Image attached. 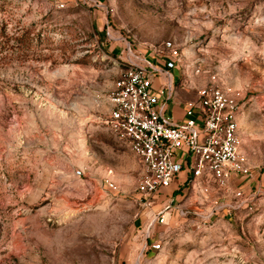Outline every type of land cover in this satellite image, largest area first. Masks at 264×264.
I'll use <instances>...</instances> for the list:
<instances>
[{"label": "rangeland", "instance_id": "obj_1", "mask_svg": "<svg viewBox=\"0 0 264 264\" xmlns=\"http://www.w3.org/2000/svg\"><path fill=\"white\" fill-rule=\"evenodd\" d=\"M0 34V264H264V0H0ZM168 40L180 95L212 75L239 92L253 174L143 209V165L105 118L129 44Z\"/></svg>", "mask_w": 264, "mask_h": 264}, {"label": "built area", "instance_id": "obj_2", "mask_svg": "<svg viewBox=\"0 0 264 264\" xmlns=\"http://www.w3.org/2000/svg\"><path fill=\"white\" fill-rule=\"evenodd\" d=\"M130 45L129 64L109 93L105 123L143 165L136 188L140 206L151 207L174 186L213 180L227 193L233 182L250 177L253 166L242 146L239 92L212 75L198 89L197 100L187 102L184 120H177L167 110L176 94L172 71L183 64L179 45L168 40L149 58L137 56ZM83 172L78 169L76 174ZM113 174L110 170L105 178L108 192L118 189Z\"/></svg>", "mask_w": 264, "mask_h": 264}, {"label": "crops", "instance_id": "obj_3", "mask_svg": "<svg viewBox=\"0 0 264 264\" xmlns=\"http://www.w3.org/2000/svg\"><path fill=\"white\" fill-rule=\"evenodd\" d=\"M176 71H178V69L172 71L173 75L175 77V81H176V94H175L173 100H171L169 105H168L167 113L172 115L177 120H184V118H185V107H186L187 102L189 100L186 97H183L182 94L180 95V92L178 90V85H180V82H179V79H178V75L176 74ZM117 77H118V75L115 72V78L112 81L111 90H113V88H114V84H115V81H116ZM160 81H162V79L159 80V82ZM109 108H110V102L108 104V112H109Z\"/></svg>", "mask_w": 264, "mask_h": 264}, {"label": "trees", "instance_id": "obj_4", "mask_svg": "<svg viewBox=\"0 0 264 264\" xmlns=\"http://www.w3.org/2000/svg\"><path fill=\"white\" fill-rule=\"evenodd\" d=\"M0 38H1V34H0ZM1 42V41H0Z\"/></svg>", "mask_w": 264, "mask_h": 264}]
</instances>
